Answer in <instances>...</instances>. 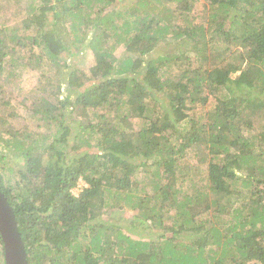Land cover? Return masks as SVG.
Listing matches in <instances>:
<instances>
[{
    "label": "trees",
    "instance_id": "1",
    "mask_svg": "<svg viewBox=\"0 0 264 264\" xmlns=\"http://www.w3.org/2000/svg\"><path fill=\"white\" fill-rule=\"evenodd\" d=\"M39 1L25 64L58 83L30 102L32 129H9L15 99L0 86V164H23L0 167V191L27 263L264 264V0ZM5 2L13 14L19 0ZM7 43L0 73L25 58L15 34ZM161 44L171 52L152 56ZM125 208L130 220L100 221ZM156 229L170 235L141 240ZM180 231L194 241L174 243Z\"/></svg>",
    "mask_w": 264,
    "mask_h": 264
},
{
    "label": "rangeland",
    "instance_id": "2",
    "mask_svg": "<svg viewBox=\"0 0 264 264\" xmlns=\"http://www.w3.org/2000/svg\"><path fill=\"white\" fill-rule=\"evenodd\" d=\"M128 2L129 0H121L120 2H118V5H124V4L127 5ZM0 3L3 6L8 4V2H5V0H0ZM18 3H19L18 7H13L11 4H9L10 7L6 9L7 11H12L13 14L6 12V13H9L8 15L5 12L0 11V40H2L4 43H7L11 35L15 34L19 43L24 44L22 46V49L20 50L21 57H25L23 60V63H22V59H20V60H17L18 64L15 65L13 62H11L10 64L9 60L11 61L12 56L9 55L7 56V58H5V63L3 65L4 69L0 73V86L2 87V93H4L5 97L14 95V99H15L14 103L16 107L14 108L13 113L16 115V117L12 119L9 118L10 119L9 129L12 130V132H16L26 127H30L32 129V126H33L32 120H34L35 116L30 111H27V108H29L30 102L36 99H40L43 95H48L49 93H52L50 92L52 90L50 85L53 86L58 83L51 69L48 70L46 73L43 72L42 74L43 77H39L40 76L39 72L34 71V69H32L31 66H28L27 64H25L26 58L29 59V54L27 52V49L30 48V46H27V44L30 41L26 38H32L33 37L32 35L34 34L35 30L33 28L27 29L24 23L27 20V17L35 13H38V9L36 7L33 10H30V7L28 5L32 3L35 6H37V5H40V1L39 0H19ZM57 8L58 10H61L60 5H57ZM205 9H207V3L205 1H198L197 3L193 4L191 11L193 13H198V12L204 11ZM3 30H5V32H3ZM63 31L61 32V34H64ZM113 43H114L113 41H109L107 46H110ZM10 46H13V45H10ZM171 48H172L171 46H162L161 44L160 49H156V51L152 54V56H155L158 54L164 55V54L170 53ZM37 51L38 49L31 50L30 55L36 54ZM113 52L115 53V57H120L121 55H125L124 54L125 51L123 50L122 45L116 46V50ZM82 58L83 60H86L85 65L83 66L85 69L84 71H86V69L90 67L91 65H94L93 56L90 51H86L78 57V59H82ZM76 62L79 63L80 60ZM171 73L172 75H177L179 72L177 69H174V70L171 69ZM38 82H40L41 85L44 87L47 86L46 89L43 90L42 92H39L37 89L38 93H36L34 97H29L27 93L34 92L36 90L35 87L38 86ZM18 90L23 92V95L20 99L18 97L19 96L18 94L20 92ZM8 91H9V94L7 93ZM64 93H65V90H64ZM19 101H20V105L17 106ZM125 110H126L125 108L121 110V114H124ZM85 122L96 123V121L94 120V117L92 116H88L87 120L84 121L83 123ZM132 122L133 123L136 122V125H138L139 119L135 118V120H132ZM42 131L43 129L39 128L38 132H42ZM73 135H74V130L72 132V135L69 137L72 138ZM7 136L8 135L4 133H2L1 135L2 138H7ZM71 142H72V139H69L70 144ZM83 146L84 145H82V147L80 148L81 151L86 150L88 148V147H83ZM1 149L2 148L0 146V152L4 154V150H1ZM187 158L189 159V161L193 160V158H191L190 155H187ZM192 163L193 164L196 163V159H194ZM8 166L11 167L14 171H16L18 169H22L23 164L22 162H20V160H16V157L8 156L7 159L4 161V163L0 164V167L1 168L3 167V173L5 172L4 168ZM4 174L6 176L7 175L10 176V174L7 172H5ZM11 183H13L12 180H11ZM199 184L201 183H196L194 184L195 186L192 185V187L197 188ZM81 186H82V182L79 181L78 186L72 191L74 195L78 194ZM134 214H135L134 211L129 208H125L123 211H114V212L110 210H106L104 214L101 216L100 221L101 222L110 221L111 223H114L115 219L116 221H118L119 215H122V217L126 220H130L131 218L135 216ZM121 225L123 226L125 225L124 221H121ZM162 232L163 231L159 229L152 230V231H145L143 235L141 236V240L143 239L145 240V238H147L150 240H155V242H160V241L162 242L163 240H165V238L161 234L165 235L166 237L170 235V233L166 234V232H163V233ZM194 238L195 236L189 235L188 233H186V231L185 233L183 231H180L178 234L174 236V239H176L174 243H181V244L187 245V244L192 243L194 241ZM0 252H1V249H0ZM0 260H1V256H0Z\"/></svg>",
    "mask_w": 264,
    "mask_h": 264
},
{
    "label": "water",
    "instance_id": "3",
    "mask_svg": "<svg viewBox=\"0 0 264 264\" xmlns=\"http://www.w3.org/2000/svg\"><path fill=\"white\" fill-rule=\"evenodd\" d=\"M0 240L4 264H28L12 206L0 191Z\"/></svg>",
    "mask_w": 264,
    "mask_h": 264
}]
</instances>
